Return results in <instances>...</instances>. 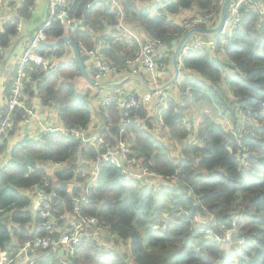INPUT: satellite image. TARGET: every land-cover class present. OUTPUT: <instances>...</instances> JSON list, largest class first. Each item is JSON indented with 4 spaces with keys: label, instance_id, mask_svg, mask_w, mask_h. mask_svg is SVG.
<instances>
[{
    "label": "trees",
    "instance_id": "16d2710c",
    "mask_svg": "<svg viewBox=\"0 0 264 264\" xmlns=\"http://www.w3.org/2000/svg\"><path fill=\"white\" fill-rule=\"evenodd\" d=\"M36 1L24 0L16 18L0 30V61L20 22L31 19ZM118 1L147 39L166 43L171 74L175 45L190 30L183 23L215 15L210 24L193 28L214 26L224 0H162L155 5V0ZM258 1L264 5V0ZM189 11L197 16L184 22L175 20ZM241 12L242 20L231 36L215 37L216 50L190 52L182 59L183 76L174 86L176 97L162 112L167 139L180 145L179 157L172 154L168 140L156 134L153 108L124 111L113 103L97 113L103 122L99 135L112 149L124 140L142 167L161 177L177 176L179 181L159 189L143 186L123 176L117 166L103 163L83 213L97 218L104 241L114 243L107 249L91 238L76 250L70 264H232L234 258L237 264H264V11L242 5ZM68 14L77 30L71 32L60 21H52L46 32L48 41L68 37L79 47L84 65L88 59L84 50L96 49L99 42H103V59L111 65L120 67L139 52L135 39L129 45L115 32L106 34L121 23L120 12L109 3L69 0ZM212 38L196 35L192 40ZM65 46L39 47L38 54L61 58ZM32 65L37 86L33 90L28 84L24 92L44 105L54 104L68 129L90 126L93 113L89 96L77 94L73 84L82 77L77 59L49 73L42 66ZM132 95L141 98L137 93ZM125 114L129 125L123 128ZM13 116L19 123L26 112L17 107ZM220 120H227L235 134ZM97 146L82 144L62 132L49 133L38 141L25 138L14 145L9 163L0 169V247L5 248L13 238L19 247L27 240L48 235L43 219L31 208L32 201L22 194L38 190L47 178L48 164H66L52 180L60 187L46 191L55 192L56 211L71 212L73 199L66 192L67 185L88 178L89 163L105 153ZM77 157L80 161L76 163ZM80 194V189L74 190L75 196ZM5 215L10 219L1 221ZM222 227L243 241L239 255L229 253L227 243L216 240L214 235ZM106 235L114 241H107ZM119 244L126 246L125 252L115 247ZM36 264H62V260L50 254Z\"/></svg>",
    "mask_w": 264,
    "mask_h": 264
},
{
    "label": "built area",
    "instance_id": "2783aa9c",
    "mask_svg": "<svg viewBox=\"0 0 264 264\" xmlns=\"http://www.w3.org/2000/svg\"><path fill=\"white\" fill-rule=\"evenodd\" d=\"M2 1V0H0ZM120 12L121 23L120 28H123V20L125 17L122 5L118 0H112ZM242 5H247L251 9H258L263 12L261 3L258 0H231L228 9L227 19L221 34L231 36L232 32L238 26L242 20ZM69 1L68 0H49L50 14L47 22L42 25L37 34L35 40L32 41L31 46L28 48L24 58L23 66L27 63H32L38 66H42L44 72L49 73L52 69L56 68L51 59L45 58L44 56L37 53L39 47L38 42H47L48 37L46 32L49 30L52 21L58 20L64 27L70 28L72 32L76 31V27L73 25V20L70 19L68 14ZM215 15H205L196 19L183 21V27L185 29H191L194 26L201 24H210ZM69 26V27H68ZM18 30H21V25L18 26ZM127 32V30H125ZM140 46L139 52L135 57L125 60L122 66H115L108 64L101 55V48L103 42H99L96 49L87 51L85 53L90 57L95 81H101L109 77L118 76L119 74L127 73L128 76H139L141 73H149L155 80L160 78L164 74V70L167 67L168 60V48L166 43L162 40H147L146 42H140V40L134 36ZM218 46L217 38H212L208 41L196 40L189 41L182 50L180 55V68L182 65V59L186 57L190 52H201L205 50L214 51ZM129 70V71H128ZM22 70H19L18 77L13 89V96L9 102L6 114L1 119L0 127V141L1 137L10 125L15 109L20 107L21 96H22V83L23 76ZM182 76L180 77V79ZM158 81V80H157ZM156 81V83H157ZM180 81V80H179ZM158 85L157 87H159ZM172 100V96L165 93H147L140 99H136L134 96L127 98H115V97H104L99 102V109L106 110L108 106L116 103L119 109L127 111L139 108L141 106H147L154 110L155 124L159 128L162 138H167L168 130L162 120V112L166 109L168 103ZM99 110V111H100ZM127 114H125L122 127L126 128L129 122L126 121ZM25 123L29 122V117L23 118ZM89 126L86 129H68L65 128H50L47 134L54 132H62L70 135L82 144H98V148L104 149L105 153L101 154L97 161L90 162V170L87 174V179L84 182L79 183L74 180L72 183L67 185V194L72 197L73 204L71 212L67 214H60L55 210L53 201L56 198L55 192L47 193V189H56L60 185L52 184L54 176L57 172H61L66 168V164L52 163L51 172H46L47 178L37 186V197L33 211L38 214L44 222V228L48 232V235L43 237H36L34 240H27L23 245L14 247V250L10 253H3L0 257V264H36L40 261L41 257L49 256L50 254L55 255L57 258L62 260V264H70L76 253V250L87 240L91 239L89 231H98L100 234V223L95 217L85 216L83 204L89 200V191L92 188L100 174L103 163H111L117 166L121 174L133 181L141 182L143 186H149L150 183H144L146 179L153 178L163 179L165 178V184L177 179V176L172 177H161L151 172L148 168L142 167L141 162L137 160L134 154L131 152L129 145L126 141L120 140L119 147L112 149L111 145L105 142L97 132L96 135L91 136V132L88 131ZM123 131V130H122ZM160 134V136H161ZM245 151V149L243 150ZM179 173V172H178ZM164 184V185H165ZM80 189L81 194L79 196L74 195V190ZM1 213V212H0ZM218 240L223 243H229L231 238V232L224 227L220 230ZM105 237L104 234H100ZM90 236V237H89ZM98 242V241H97ZM107 248L106 242H98ZM65 251V257L62 256L59 251ZM108 249V248H107Z\"/></svg>",
    "mask_w": 264,
    "mask_h": 264
},
{
    "label": "crops",
    "instance_id": "0c3cea01",
    "mask_svg": "<svg viewBox=\"0 0 264 264\" xmlns=\"http://www.w3.org/2000/svg\"><path fill=\"white\" fill-rule=\"evenodd\" d=\"M97 1H102V0H97ZM23 2L24 0H2L0 1V30H2L3 26L6 24L7 21L16 18V16L18 15V11L22 7ZM31 12H32V17L30 20L20 22L21 30H17V35L13 38L11 46L4 51L3 59L0 61V127H1V119H3L4 115L6 114L9 102L13 96V89L16 83V78L18 77V72L23 64V58L28 48L32 44V40L30 37L35 36L39 28L42 25H44L49 18V14H50L49 0H37L36 5L34 6ZM185 14L186 12L180 16L175 17V20L180 22V20L186 17ZM195 16L197 15H195L194 11H189V13L187 14V17H195ZM122 24H123V28H120L118 26V28L116 29H109L106 34L115 32L116 37L120 36L119 38H121L122 43L129 44V45H131V43L133 42L134 36H136L140 40V42H145L149 40L147 39L144 33L139 31V29L137 28L138 24L134 18L129 19L128 16L125 14ZM65 28L71 31L70 28H67V27ZM125 30H127V32ZM97 38H99V36ZM47 42L53 43L55 41H47ZM39 47L37 49V53H38ZM87 57L88 59L86 60L85 65L83 64L84 69L89 79L91 80L93 79V81H95L93 65H92L90 57L89 56ZM48 59H51L53 64L56 67H59L62 64L72 62L74 59H76V53L74 51L73 46L71 44L66 43V46L64 48V54L61 58L50 56L48 57ZM61 59H64L65 63L59 62V60ZM32 70H33V65L31 63H27L24 66L23 72L26 75V79H25L27 80L26 85L32 84L33 90H35L37 86L36 84L38 81H33ZM163 72L164 74L160 78L157 79L158 81L155 80L153 76L149 73H141L140 76H142L148 82L149 86L156 88L158 85L161 86L164 83H166L165 81H167L170 78L169 75H172V73L170 74V72L168 71V67ZM127 76L128 75H126L125 73L123 74L121 73L118 76H114V77L111 76L107 79L98 81L96 83L107 84V85L116 84ZM181 76H183L182 72H181ZM80 78L83 79L84 76L82 75V77ZM84 80L87 81L85 78ZM96 87L101 91V94L98 96L96 101H93L89 97L90 104L92 103L91 110L93 112L92 123L90 124L88 128V131L91 132V136L96 135L99 128L103 126L102 125L103 122L97 115V113H99V110H100L99 102L101 101L102 98L115 97V98L121 99V98H127L130 96H133L132 94L134 93H137L139 94L140 97H142L147 93H151V92L146 91L143 85L141 84V82L139 81L127 82L124 85L117 86L114 88L105 89V88H100L98 86ZM119 87L123 89L122 90L123 93L119 92L117 96H109L108 94H105L104 92H102L104 90L118 89ZM129 92H131V95H129ZM21 99L22 100L20 101L21 104L19 108L24 109V111L26 112V116L29 117V122L25 123L22 119L19 123H15L14 116H13V119L11 120L9 127L2 135L1 141H0V149L4 147V150L0 151V169L4 168L9 163L15 144L23 141V139L25 140V138L33 139L35 141L42 140L43 137L48 135L47 132H48V129L50 128H63V129L65 128V124L60 118L59 111L54 104L49 103L48 105H44L41 103V101L37 97H31L30 94L29 95L26 94L24 90L22 92ZM155 131H156V134L160 135V131L157 125H155ZM79 161H80L79 157H77L76 163ZM46 168H47L46 172L50 173L51 165L48 164ZM22 194L27 196L32 201L31 208L33 209V206L35 205V201L37 197V189L33 188L29 191H23ZM31 208H30V211L32 212ZM32 214L34 217L35 214L33 212ZM9 219H10L9 215H5L2 217L1 221L2 220L8 221ZM11 224L12 226H14L12 222ZM17 228H20V227H17ZM16 244H17V240L13 238L12 241L5 246V248L0 247V257L3 255V253L12 252V250H14V247H17ZM107 248H108V245H107ZM59 253L65 257V251L63 249L60 250Z\"/></svg>",
    "mask_w": 264,
    "mask_h": 264
},
{
    "label": "water",
    "instance_id": "95a60500",
    "mask_svg": "<svg viewBox=\"0 0 264 264\" xmlns=\"http://www.w3.org/2000/svg\"><path fill=\"white\" fill-rule=\"evenodd\" d=\"M231 0H224L223 4L221 6L220 12L217 16V20L214 24V26L209 27V28H205V29H200V28H192L190 29L182 38H180L176 45L175 48L173 50V54L171 57V72H172V77L169 81H167L166 83H164L163 85L159 86V87H151L149 86L148 82L142 77V76H127L125 77L123 80H121L120 82L116 83V84H101V83H96L95 81L89 79V77L86 74V71L84 69V65L83 62L81 60V55L78 49V46L75 45L68 37H63L59 40H57L56 42L53 43H49V42H38V45L40 47H44V46H49L52 48H56L58 47L61 43H68L71 44L74 48V51L76 53V59L78 61V64L80 66L82 75L84 76V78L90 82L92 85L98 86L100 88H114L117 86H121L124 85L127 82H131V81H139L141 82V84L143 85L144 89L148 92L151 93H163L167 90H169L171 87L175 86L176 84H178L180 77H181V68H180V55L182 53L183 48L185 47V45L191 41L193 39L194 36L196 35H200V36H208V37H215L218 36L222 33V30L224 28L226 19H227V15H228V9H229V5H230ZM32 41L35 40V36H31L30 37ZM129 95H131V92H129ZM128 95V96H129Z\"/></svg>",
    "mask_w": 264,
    "mask_h": 264
},
{
    "label": "rangeland",
    "instance_id": "374dc122",
    "mask_svg": "<svg viewBox=\"0 0 264 264\" xmlns=\"http://www.w3.org/2000/svg\"><path fill=\"white\" fill-rule=\"evenodd\" d=\"M102 1H104V2H106V3H109L110 5H112V7L113 8H115V9H117V7H116V5L114 4V2L112 1V0H102ZM162 0H155L154 1V5L155 4H157V3H160ZM261 6H262V9H264V5L262 4V2H261ZM118 10V9H117ZM119 11V10H118ZM189 12H187L185 15H186V17H184L181 21L183 22L184 20H186L188 17H187V14H188ZM65 60L64 59H61V60H59V62H64ZM65 63V62H64ZM25 66V65H24ZM24 66L22 65V67L20 68V70H24ZM22 76H23V83H22V90H24L25 89V86H26V83H27V80H25L26 79V75L24 74V72H22ZM171 77H172V75L170 76V78L167 80V81H169L170 79H171ZM83 80V81H82ZM167 81H165V82H167ZM95 82H97V81H95ZM73 84H74V87H75V90H76V92H77V94H81V95H85V96H89L90 97V99H92L93 101H96V99L98 98V96L101 94V91L96 87V86H94V85H92L91 83H89V82H87V81H85L84 80V78L83 79H81V78H78V79H76V80H74L73 81ZM123 89L121 88V87H119L118 89H114V90H104V91H102V92H104L105 94H108L109 96H117L118 95V93L119 92H122L123 93V91H122ZM163 93H165V94H168V95H170V96H172V98H174V96L176 97V94H177V90L174 88V86L173 87H171L169 90H168V93H166V91L165 92H163ZM90 99H89V101H90ZM22 100V99H21ZM90 106H91V109H92V103L90 104ZM93 113V112H92ZM194 114L196 115V119L197 120H200V118H201V115H199V112H198V110H195L194 111ZM241 120V119H240ZM220 122H221V124H224L225 126H226V129L227 130H230V123L226 120V121H224V120H220ZM232 123V122H231ZM231 130H233V126H232V129ZM230 130V131H231ZM160 131V130H159ZM233 133L235 134V131L233 130ZM160 134H161V132H160ZM161 136H163L162 134H161ZM168 139L167 138H164V141L166 142ZM167 144H168V146L170 147V150H171V152H172V154L173 155H176L177 157H179L180 156V145H175L174 144V142H171V141H169L168 140V142H167ZM244 152H246V153H248V151L245 149V151ZM153 178H150V179H146L145 180V182L144 183H149L148 185H149V187H152V188H157V189H159V188H161V187H163V186H165L166 184H165V182H166V180H165V178H163V179H155L154 181L152 180ZM175 182H177V179H174L173 181H171V182H169V184L170 185H172L173 183H175ZM165 184V185H164ZM89 234H90V238H94L95 240H97L98 242H104L105 243V241H104V238H103V236L102 235H100V234H104V232L103 231H100V234H99V232L98 231H89ZM116 238V237H115ZM117 239V238H116ZM106 240L107 241H111V240H113L114 241V238L113 237H111V236H109V235H106ZM230 242L229 243H227L226 244V249L229 251V253H233V254H237V255H239L238 253H240L241 252V249L243 248V246H244V244H243V241L240 239V238H237V235L236 234H234V235H232L231 236V238H230V240H229ZM114 243V242H113ZM113 243H109V245H108V249H110L111 248V245L113 244ZM115 247L118 249V250H120V251H122V252H125L126 251V246L124 245V244H119V245H115ZM235 259L236 258H234V263H232V264H237L238 263V261H235Z\"/></svg>",
    "mask_w": 264,
    "mask_h": 264
},
{
    "label": "clouds",
    "instance_id": "9594fccd",
    "mask_svg": "<svg viewBox=\"0 0 264 264\" xmlns=\"http://www.w3.org/2000/svg\"><path fill=\"white\" fill-rule=\"evenodd\" d=\"M230 3H231V2H230ZM215 37H216V36H215ZM215 37H214V38H215ZM139 76H140V75H139ZM220 234H221V233H220V231H219V232L215 233L214 236H215L216 240H217L220 244H224L223 242H221V241L218 240V236H219Z\"/></svg>",
    "mask_w": 264,
    "mask_h": 264
}]
</instances>
